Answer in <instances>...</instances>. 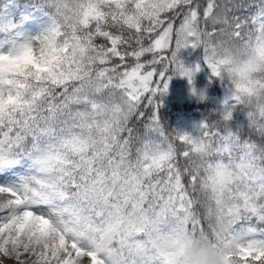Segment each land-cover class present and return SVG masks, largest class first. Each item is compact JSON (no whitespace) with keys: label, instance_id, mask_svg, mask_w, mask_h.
Returning a JSON list of instances; mask_svg holds the SVG:
<instances>
[{"label":"snow or ice","instance_id":"snow-or-ice-1","mask_svg":"<svg viewBox=\"0 0 264 264\" xmlns=\"http://www.w3.org/2000/svg\"><path fill=\"white\" fill-rule=\"evenodd\" d=\"M189 47L230 95L170 131ZM204 232L224 264H264V0H5L0 264H188Z\"/></svg>","mask_w":264,"mask_h":264},{"label":"trees","instance_id":"trees-1","mask_svg":"<svg viewBox=\"0 0 264 264\" xmlns=\"http://www.w3.org/2000/svg\"><path fill=\"white\" fill-rule=\"evenodd\" d=\"M5 0H0L2 5ZM26 2V0H21ZM202 49L191 47L181 51V58L188 65L199 62L201 70L195 74V89L186 76L176 75L172 78L168 92L162 97V104L159 115L165 127L170 131H184L179 127L180 116L187 114L197 115L198 121L189 131H194L206 118L217 119L215 113L222 108L224 91L230 90L227 82H222L218 77L213 76L211 69L202 60ZM211 115V116H210ZM246 117L243 112L235 114V120L243 123Z\"/></svg>","mask_w":264,"mask_h":264},{"label":"clouds","instance_id":"clouds-1","mask_svg":"<svg viewBox=\"0 0 264 264\" xmlns=\"http://www.w3.org/2000/svg\"><path fill=\"white\" fill-rule=\"evenodd\" d=\"M212 212L214 213V216L210 220V223H213L216 226L217 231L221 234L229 232L232 228L233 219L229 216H215V213L217 212L215 206L212 207ZM247 234V228L243 226L240 227L233 234L232 243L235 245L243 242L246 239ZM185 255L188 264H224L226 249L216 246L215 241L209 238L207 232H204L197 234L189 240Z\"/></svg>","mask_w":264,"mask_h":264},{"label":"rangeland","instance_id":"rangeland-1","mask_svg":"<svg viewBox=\"0 0 264 264\" xmlns=\"http://www.w3.org/2000/svg\"><path fill=\"white\" fill-rule=\"evenodd\" d=\"M31 27H35V24L30 25ZM224 98H226L228 95H230V90H225ZM199 118H197V115L193 114H187L184 116H180L177 120L179 121V127L182 128L184 131H190L196 124ZM6 264H13V261L7 260L5 262Z\"/></svg>","mask_w":264,"mask_h":264},{"label":"water","instance_id":"water-1","mask_svg":"<svg viewBox=\"0 0 264 264\" xmlns=\"http://www.w3.org/2000/svg\"><path fill=\"white\" fill-rule=\"evenodd\" d=\"M6 264V263H5Z\"/></svg>","mask_w":264,"mask_h":264}]
</instances>
